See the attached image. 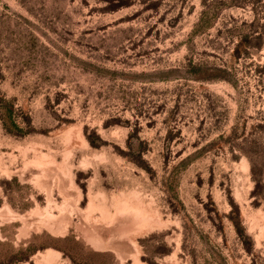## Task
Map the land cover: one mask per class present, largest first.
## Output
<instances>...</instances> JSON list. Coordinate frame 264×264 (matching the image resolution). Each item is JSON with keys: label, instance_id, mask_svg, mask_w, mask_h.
<instances>
[{"label": "rangeland", "instance_id": "374dc122", "mask_svg": "<svg viewBox=\"0 0 264 264\" xmlns=\"http://www.w3.org/2000/svg\"><path fill=\"white\" fill-rule=\"evenodd\" d=\"M0 264H264V0H0Z\"/></svg>", "mask_w": 264, "mask_h": 264}]
</instances>
